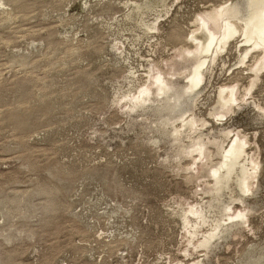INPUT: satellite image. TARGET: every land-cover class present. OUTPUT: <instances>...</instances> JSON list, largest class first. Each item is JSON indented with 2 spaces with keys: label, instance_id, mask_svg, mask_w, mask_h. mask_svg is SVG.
I'll use <instances>...</instances> for the list:
<instances>
[{
  "label": "rangeland",
  "instance_id": "rangeland-1",
  "mask_svg": "<svg viewBox=\"0 0 264 264\" xmlns=\"http://www.w3.org/2000/svg\"><path fill=\"white\" fill-rule=\"evenodd\" d=\"M235 2L2 0L0 264H264L260 51L232 37L185 92L197 20ZM158 75L183 104L133 108ZM235 138L253 176L242 190L238 164L216 190Z\"/></svg>",
  "mask_w": 264,
  "mask_h": 264
},
{
  "label": "bare ground",
  "instance_id": "bare-ground-1",
  "mask_svg": "<svg viewBox=\"0 0 264 264\" xmlns=\"http://www.w3.org/2000/svg\"><path fill=\"white\" fill-rule=\"evenodd\" d=\"M1 2L2 0H0V3ZM209 22L212 24L211 27L208 24ZM236 35L240 37V42L242 43H240V45L246 46L244 48L243 58L247 56L250 48L260 51L258 54V61L253 67L255 70H260L264 66V0H244V3H225L221 5L219 9L208 12L204 17L197 20L195 28L190 33V38L196 42V46L191 51L195 53V60L190 73L189 83L185 88L186 94L193 92L199 84L202 83L201 81L203 79L205 65L208 64V53L212 52L210 57L211 60L214 59V53L225 48L229 40ZM156 82V91H152L149 87H144L140 90L141 92L138 96H133V99H136L135 103L134 101L132 102L134 104L133 108L140 104L147 103V101L151 99L150 97L153 93L157 95H165L163 98V104L164 108H167V110L171 108L174 109L177 103L183 104L181 97L184 94L178 95V89L175 87L174 82L166 80L161 75L156 76ZM220 94V103L222 105L232 103L236 100L232 89L229 90L228 93H225V89H223ZM193 117L183 119L182 127L185 125L194 127L196 118L194 119ZM168 118L169 117H167V120L163 121V123H169L170 118ZM172 119L174 118L172 117ZM172 119H170V123L172 122ZM180 132L181 130L178 127L173 129L174 134H179ZM245 144V140L235 138L229 148L222 151L224 157L223 161L218 167L212 170L216 178L214 187L216 190L223 187L222 183H225L230 178L238 164L240 165L237 175L239 186L244 191L248 188V180L253 176V172H250V169L252 167L255 168V166H251V164L247 162V158H245ZM203 147L204 143L201 141H196L194 144L195 150H199L200 153L203 151ZM240 158L242 159L240 160ZM190 212L202 215L203 211L190 210ZM237 216L241 215L237 214ZM185 218L187 219L188 217L186 216ZM216 225L217 224H215V226ZM216 227H218V225ZM214 231L215 230L211 231L208 236L204 238V241H202L204 244L208 243L210 238L215 235Z\"/></svg>",
  "mask_w": 264,
  "mask_h": 264
}]
</instances>
